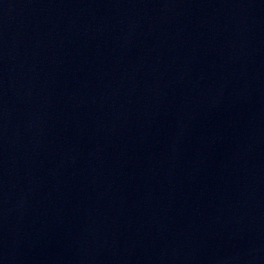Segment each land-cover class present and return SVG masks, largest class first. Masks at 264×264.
Instances as JSON below:
<instances>
[{"label":"water","instance_id":"95a60500","mask_svg":"<svg viewBox=\"0 0 264 264\" xmlns=\"http://www.w3.org/2000/svg\"><path fill=\"white\" fill-rule=\"evenodd\" d=\"M0 264H264V0H0Z\"/></svg>","mask_w":264,"mask_h":264}]
</instances>
